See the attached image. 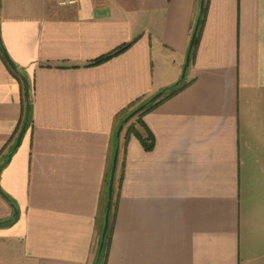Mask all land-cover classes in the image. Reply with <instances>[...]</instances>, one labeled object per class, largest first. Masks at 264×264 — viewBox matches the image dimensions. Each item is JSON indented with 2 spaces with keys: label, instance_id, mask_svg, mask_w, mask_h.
<instances>
[{
  "label": "crops",
  "instance_id": "0c3cea01",
  "mask_svg": "<svg viewBox=\"0 0 264 264\" xmlns=\"http://www.w3.org/2000/svg\"><path fill=\"white\" fill-rule=\"evenodd\" d=\"M63 1L1 0L33 101L14 150L23 89L0 53V264H96L118 124L178 82L201 0ZM186 75L135 124L152 150L120 135L106 264H264V0H207Z\"/></svg>",
  "mask_w": 264,
  "mask_h": 264
},
{
  "label": "trees",
  "instance_id": "16d2710c",
  "mask_svg": "<svg viewBox=\"0 0 264 264\" xmlns=\"http://www.w3.org/2000/svg\"><path fill=\"white\" fill-rule=\"evenodd\" d=\"M206 2H207V0H205L203 17H202L200 29H199V32H198V35H197V38H196V41H195V44H194V47H193L192 55H193V53H194V51L196 49V46L198 44V41H199V35H200L201 27H202L203 22H204V16H205V13H206ZM3 47L4 46L1 44V41H0V53L1 54H3ZM129 47H130V44L123 45V46L115 49L111 53H109L107 55H104L101 58H98L97 60H95L93 62V64L97 65V64L103 63V62H105V61H107V60H109V59L121 54L122 52L127 50ZM3 58L6 61V63L8 64L6 58L5 57H3ZM8 66H9L11 72L18 78V80L21 82V85H22L23 96H24V116H23V120H22V126L25 123H27V128H28L29 125L31 124V119H32V101H33V86H32V82L29 79V77L24 73V71L21 70L18 66H17V69H15V70L12 69L9 64H8ZM190 83H191V81H187V75H186L184 79H182V80L179 79L177 83L171 85L168 88H165L163 90L164 91L163 95L159 99H157L156 101H154V102L150 103L149 105H147L146 108L141 113L136 115L132 120H130L127 124L124 125V129L123 130H125V132H126V137H129L131 134H134L136 137H138L142 141V143H143L144 147L146 148V150H148V151L152 150L153 147H154L153 135L149 131H147L146 136H143L136 129L135 124L138 123L140 125H143V127H145V125L143 123V116L146 113L152 111L153 109H155L157 106H159L164 101H166V100L170 99L171 97L177 95L179 92L184 90ZM27 88L29 89V97L28 98H27V92H26ZM149 99H145L142 102L134 104L132 106V109L120 120V122L118 124V127H117V131H118L120 125L123 123L124 119L133 110H135L137 107H139L140 105L145 104L146 102H148ZM28 104L30 105L29 110L27 108ZM116 145H118V146L120 145V137L116 138ZM6 162L7 161H5V163ZM111 168H112V164H111ZM111 168H110V174H109L108 180L106 182L107 189H108L109 184H110ZM115 183H116V181L114 182L113 194H114V191H115ZM105 198L106 199H105L104 207H103L104 208V215L106 213V208H107L106 204H107V201H108V193H107ZM116 208H117L116 207V202H115V200L113 198L112 206H111V212H110L109 228H108V232H107V235H106L105 244H104V247H103V250H102L101 254L98 255L97 258H96V264H106L107 263L108 254H109V248H110V244H111V240H112V234H113V220L115 218ZM103 228H104V222H103L102 227L100 229L101 234H102ZM100 242H101V239H100ZM100 242H99V245H100ZM98 248H99V246H98Z\"/></svg>",
  "mask_w": 264,
  "mask_h": 264
},
{
  "label": "water",
  "instance_id": "95a60500",
  "mask_svg": "<svg viewBox=\"0 0 264 264\" xmlns=\"http://www.w3.org/2000/svg\"><path fill=\"white\" fill-rule=\"evenodd\" d=\"M204 6H205V0H201L200 1V6H199V12H198V17L193 29V33L191 36V40H190V44H189V49L187 52V57H186V62L185 65L183 67L182 70V75H181V80L185 78L188 67L190 65V61H191V55H192V51H193V47L200 29V25H201V21H202V17H203V12H204ZM0 18H1V0H0ZM0 41L2 44V39H1V29H0ZM3 45V44H2ZM3 55L6 58V60L8 61L9 65L11 66L12 69H17L16 64L14 63V61L11 59V57L9 56L8 52L6 51V49L3 47ZM27 98L29 97V89L27 88ZM164 91H161L157 94H155L154 96H152L148 102H146L145 104L140 105L139 107H137L135 110H133L123 121V123L120 125L118 131H117V138L120 137L123 129H124V125L127 124L130 120H132L136 115H138L139 113H141L147 105H149L150 103L156 101L157 99H159L162 95H163ZM28 110L30 108V105L28 104L27 106ZM27 131V123L24 124L18 139L16 141L14 150H16L25 133ZM119 146H117L115 154H114V159H113V166H112V170H111V178H110V184H109V190H108V202H107V209H106V214H105V224H104V228H103V232H102V236H101V243H100V248H99V255L101 254L104 244H105V240H106V235L108 232V228H109V220H110V212H111V206H112V200H113V189H114V182H115V173H116V168H117V163H118V156H119ZM11 156V155H10ZM1 196L5 199L8 200L7 196L4 195L3 193H1ZM12 207L15 210V214H17V210L15 208L14 205H12Z\"/></svg>",
  "mask_w": 264,
  "mask_h": 264
},
{
  "label": "built area",
  "instance_id": "2783aa9c",
  "mask_svg": "<svg viewBox=\"0 0 264 264\" xmlns=\"http://www.w3.org/2000/svg\"><path fill=\"white\" fill-rule=\"evenodd\" d=\"M77 0H65L63 4H76Z\"/></svg>",
  "mask_w": 264,
  "mask_h": 264
},
{
  "label": "rangeland",
  "instance_id": "374dc122",
  "mask_svg": "<svg viewBox=\"0 0 264 264\" xmlns=\"http://www.w3.org/2000/svg\"><path fill=\"white\" fill-rule=\"evenodd\" d=\"M181 75H182V71H181L180 77H181Z\"/></svg>",
  "mask_w": 264,
  "mask_h": 264
}]
</instances>
